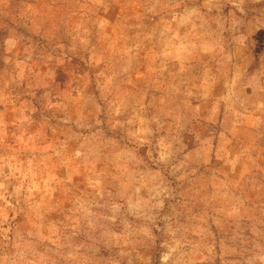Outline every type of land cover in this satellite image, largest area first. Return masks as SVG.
<instances>
[{
  "label": "rangeland",
  "instance_id": "374dc122",
  "mask_svg": "<svg viewBox=\"0 0 264 264\" xmlns=\"http://www.w3.org/2000/svg\"><path fill=\"white\" fill-rule=\"evenodd\" d=\"M0 264H264V0H0Z\"/></svg>",
  "mask_w": 264,
  "mask_h": 264
}]
</instances>
